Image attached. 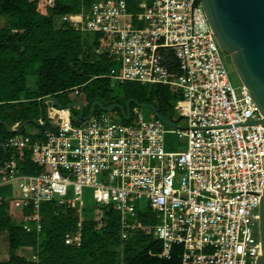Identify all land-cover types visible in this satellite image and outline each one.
I'll use <instances>...</instances> for the list:
<instances>
[{
    "label": "built area",
    "instance_id": "built-area-1",
    "mask_svg": "<svg viewBox=\"0 0 264 264\" xmlns=\"http://www.w3.org/2000/svg\"><path fill=\"white\" fill-rule=\"evenodd\" d=\"M44 1L51 6L53 0ZM127 2L136 13L127 14ZM60 21L106 36L96 53L119 66L107 75L113 82L170 90L179 98L173 111L184 126L167 130L153 113L145 119L139 107L129 110L125 123L101 112L75 126L70 109L45 103L37 123L50 129L2 144L11 155L0 165V185L17 183L18 198L10 205L22 229L40 232L45 202L79 214L82 189H88L95 205L119 214L122 239L141 228L135 206L145 207L164 259L179 245L181 264H254L264 127L255 123L260 115L248 90L230 85L199 0H92L87 12ZM73 96H79L76 88ZM166 134L181 141L176 151L165 150ZM24 153L41 169L37 175L18 170ZM79 238L78 231L66 234L64 243L78 246ZM26 258L39 264L35 254Z\"/></svg>",
    "mask_w": 264,
    "mask_h": 264
},
{
    "label": "trees",
    "instance_id": "trees-1",
    "mask_svg": "<svg viewBox=\"0 0 264 264\" xmlns=\"http://www.w3.org/2000/svg\"><path fill=\"white\" fill-rule=\"evenodd\" d=\"M91 1L53 0L47 6L43 0H0L2 123L14 126L43 119L42 100L48 96L54 97L61 107L80 102L82 117L87 116L95 102L104 108L124 107L128 100L140 105L156 102L159 108L163 103L169 104L170 98H177L166 87L150 86L146 91L135 82L120 84L107 77L111 69H116V63L107 54L96 53L106 43V36L83 34L60 21L66 15L87 12ZM127 6L135 8L128 2ZM28 79H32L33 87L28 86ZM74 88L79 96H73ZM132 106L130 103L129 110ZM69 113L73 125L82 123L78 118L72 119L77 110L70 109ZM100 113L95 108L93 115ZM23 128L9 134L0 124V145L16 134H23ZM48 129L47 124L40 127L41 132ZM10 155L9 150L0 147V165ZM23 155L18 170L24 175H37L41 169L29 162L28 153ZM10 204V200L0 197V234L5 235L7 251L0 264H35L22 255L25 250L35 254L39 264H181L179 245L171 247L168 259L159 256L162 243L152 234L155 220L145 207L135 206V218L141 228L122 239L120 216L111 207L80 206L77 214L75 209L55 202L42 203L38 214L41 230L36 233L33 228L29 232L22 229ZM76 231L80 234L79 245H65V235Z\"/></svg>",
    "mask_w": 264,
    "mask_h": 264
},
{
    "label": "water",
    "instance_id": "water-1",
    "mask_svg": "<svg viewBox=\"0 0 264 264\" xmlns=\"http://www.w3.org/2000/svg\"><path fill=\"white\" fill-rule=\"evenodd\" d=\"M206 23L214 36L217 46L224 56L228 57L231 67L244 86L259 112L260 119L255 122L264 127V0H199ZM50 102L57 108L61 106L54 97L42 100V105ZM148 109L154 117L167 127H174L169 119H165L153 105H140L128 100L124 107L112 105L104 108L100 103H93L87 116L83 115V105L73 102L66 109L78 111V120H88L97 108L100 112L109 113L118 110L122 120L129 118V105ZM180 118L178 119V121ZM39 125L36 121H30ZM29 121L18 126H7L0 121L9 134L17 133ZM0 147L4 150L3 146ZM258 239L260 255L254 264H264V186L258 200Z\"/></svg>",
    "mask_w": 264,
    "mask_h": 264
},
{
    "label": "rangeland",
    "instance_id": "rangeland-1",
    "mask_svg": "<svg viewBox=\"0 0 264 264\" xmlns=\"http://www.w3.org/2000/svg\"><path fill=\"white\" fill-rule=\"evenodd\" d=\"M43 3H45V1L43 0ZM137 10L132 7V6H127V14H134L136 13ZM143 23H135L134 27L135 28H139L142 27ZM224 61L226 63V67L228 70V79H229V83L232 86V88H234L236 90V92L238 91L239 87L241 86V83L238 79V77L236 76L233 68L230 65L229 59L228 57L224 56ZM116 70L119 69L118 65H115ZM28 86L29 87H33V81L32 79H28ZM117 83V82H116ZM136 83V82H135ZM140 86H142L146 91H148V88L150 86H144L141 85L140 83H137ZM170 91V90H169ZM179 100V98H170V102L169 104H165L163 103L159 108L156 105V102H152L153 105L156 106V108H158L160 110V113L162 114V116H164L165 118L169 119L171 117L172 121L174 122V127L170 128L167 127V130H177V128H183L184 126V122L183 120H179L178 121V114L176 111H173V107L175 106L176 102ZM147 105V104H145ZM151 105V104H149ZM136 107L134 104L132 106ZM140 109V108H138ZM43 105H41V111L43 114ZM140 111L142 112V115L145 117V119L149 118L150 115V111L148 109L145 108H141ZM114 121L120 122V123H125L121 116L120 113L116 112V110H113L109 113H107ZM37 117H41L39 114ZM75 118H78V114L77 116H73L72 119L74 120ZM80 125H83V123H81ZM77 125V126H80ZM23 134H16V137H23V136H28V137H33L35 138L37 135H40L42 132L40 130V127H38L37 125L31 123V124H26L23 128ZM164 141H165V150L167 152H173L176 151L177 149L175 148L176 146L179 147L181 146V141H179L177 139V137L175 135H170V134H166L164 136ZM18 194V190H17V183L16 182H9L7 184H3L0 185V197H3L7 200H10V203L13 199L18 198L17 196ZM94 205V201H93V197H92V192L88 189H82L81 192V206L86 207V208H92V206ZM29 251L25 250L22 252V255L24 256H28ZM6 255H7V251H6V245H5V235L0 234V261L6 259Z\"/></svg>",
    "mask_w": 264,
    "mask_h": 264
},
{
    "label": "crops",
    "instance_id": "crops-1",
    "mask_svg": "<svg viewBox=\"0 0 264 264\" xmlns=\"http://www.w3.org/2000/svg\"><path fill=\"white\" fill-rule=\"evenodd\" d=\"M39 124V123H38ZM38 127H43V125H41V124H39V125H37ZM17 199V198H16ZM15 199H13L11 202H13ZM6 257H7V255H6ZM5 260V259H4Z\"/></svg>",
    "mask_w": 264,
    "mask_h": 264
}]
</instances>
